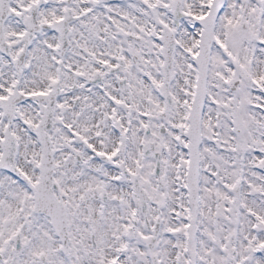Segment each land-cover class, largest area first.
I'll use <instances>...</instances> for the list:
<instances>
[{"label": "snow or ice", "instance_id": "1", "mask_svg": "<svg viewBox=\"0 0 264 264\" xmlns=\"http://www.w3.org/2000/svg\"><path fill=\"white\" fill-rule=\"evenodd\" d=\"M0 264H264V0H0Z\"/></svg>", "mask_w": 264, "mask_h": 264}]
</instances>
